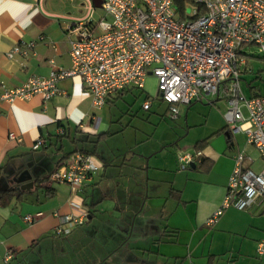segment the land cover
<instances>
[{"label":"crops","instance_id":"obj_1","mask_svg":"<svg viewBox=\"0 0 264 264\" xmlns=\"http://www.w3.org/2000/svg\"><path fill=\"white\" fill-rule=\"evenodd\" d=\"M65 1L0 0V92L33 76L47 77L54 66L71 68L68 28L86 17L90 4L98 7L92 0H70L84 5L82 13L80 6L70 8ZM29 42H35L33 49H27ZM16 46L27 54L8 57ZM59 87L63 94L49 100L35 95L0 102V261L14 250L16 257L9 264H264V255L257 253L264 241V201L246 210L231 206L215 224H208L226 197L235 156L242 152L251 158L245 163L248 169L263 168L244 132L229 133L225 114L215 112L195 124L204 132L190 142L194 152L182 147L173 154L167 148L172 140L141 145L132 143L127 131L114 130L95 113L79 77L61 80ZM242 89L249 97L258 95ZM221 100L210 97L207 103L216 106ZM184 106H179L177 120ZM64 126L68 135L61 138ZM11 133L20 141L10 139ZM39 138L45 144L34 150ZM85 138L93 147L74 143ZM80 148L104 164L81 192L74 195L69 185L49 181L35 187L66 154ZM197 151L202 156L182 168L179 155ZM258 163L262 166L257 171ZM29 183L32 188H21ZM16 188L23 193H14L5 205L2 196ZM46 188L51 196L44 193ZM82 208L89 210L84 223L66 236H56L61 217L80 216ZM39 213L34 224L25 222L26 215Z\"/></svg>","mask_w":264,"mask_h":264},{"label":"built area","instance_id":"obj_2","mask_svg":"<svg viewBox=\"0 0 264 264\" xmlns=\"http://www.w3.org/2000/svg\"><path fill=\"white\" fill-rule=\"evenodd\" d=\"M190 1L194 7L190 14L186 7L183 18L174 0H102L104 16L98 21L92 17L95 8L90 4L86 17L68 28L71 68L54 66L47 77H30L19 87L0 92V102L14 103L35 95L49 100L63 94L61 80L79 77L93 107L102 109L110 97L129 87L144 89L150 76L156 80L155 98L169 105L171 120L179 118L180 105L210 97L225 100L229 133L244 132L263 168L255 172L245 165L251 158L242 152L235 156L226 197L208 220L213 225L231 206L246 210L264 201V96L249 97L241 85V74L251 70L245 48L257 47L264 60V0ZM26 46L33 49L35 42ZM17 54L27 51L16 46L8 57ZM152 101L144 102L145 111L150 110ZM9 137L20 141L14 133ZM44 144L45 139L39 138L33 149ZM200 156L201 151L179 155L181 167L188 168ZM103 166L98 156L77 152L60 163L48 181L67 184L76 195ZM82 209L80 216H62L54 234L66 236L84 223L89 210ZM39 216L26 215L24 220L31 225ZM257 253L264 255V241L258 243ZM15 257L14 250H8L0 264H9Z\"/></svg>","mask_w":264,"mask_h":264},{"label":"rangeland","instance_id":"obj_3","mask_svg":"<svg viewBox=\"0 0 264 264\" xmlns=\"http://www.w3.org/2000/svg\"><path fill=\"white\" fill-rule=\"evenodd\" d=\"M65 4L74 9L80 6L78 11L82 13L86 11L84 5H80L75 1L66 0ZM193 7L194 4L189 1L187 3L189 14ZM103 16L104 12L101 8L94 9L92 17L96 21ZM245 50L248 51L249 57L245 58L251 70L241 74V85L249 95L252 94L251 92H255V94L258 92V95L264 96V60L259 56L257 47L252 46L245 48ZM155 81H147L144 89L131 88L128 91L126 90L127 92L113 95V98H111L113 100L107 102L102 109H95V113L105 121L111 122L114 130L127 131L132 143L137 141L141 145L154 146L159 145L162 138H164L165 140H172L170 146L167 147L170 153L182 147H185L188 153L194 152L190 142H193L197 133L204 132V130H201L202 127L195 124L202 123L204 117L211 116L215 112L224 115L228 108L227 104L223 102L225 100L219 101L216 106L209 105L207 103L208 99L207 101L194 102L190 107L188 105L182 107L179 120H171L168 114L169 105L160 99L152 101L149 111L143 109L144 102L152 100L156 96L157 86ZM186 112H189L187 119L185 117ZM135 134L136 136H133ZM83 143L86 148L93 147L88 145L87 142H81V147ZM53 150H55L54 146ZM163 155H166L165 152ZM261 166L260 163L256 165L257 171L261 170Z\"/></svg>","mask_w":264,"mask_h":264},{"label":"trees","instance_id":"obj_4","mask_svg":"<svg viewBox=\"0 0 264 264\" xmlns=\"http://www.w3.org/2000/svg\"><path fill=\"white\" fill-rule=\"evenodd\" d=\"M189 1H190V0H174L175 8H176V10L179 12V15H180L181 17H183V18H185V17H184V10H185V8L187 7V3H188ZM122 92H124V91H122ZM254 96H258V95H254ZM59 125H60V126H63V125H61V124H59ZM63 130H64V131H63V134L59 136V137H61V138H62V137H65V136L68 135V128L64 126V129H63ZM74 141H75V140L73 139V142H74ZM79 142H89V140H88V138H86V140H83V141L79 140V141H75L74 143H75L76 145H78ZM201 149H202V146H201L200 144H198V145H197V150H201ZM77 152H82V153H92V152H89L88 150H85V149H83V148H80L79 150H76V151H74V152H72V153H68V154H66V155L62 158V161L67 160L72 154L77 153ZM48 179H49V176L44 177V178H42V179H38V180L35 182V187H36V188H39L40 184H42V183L48 181ZM14 193H19V194H21V193H23V191L20 190V189H17V188H16V189H11V190H9V191H6V192L4 193V195L2 196V200H3V203H4L5 205H7V204L10 203V201L13 199ZM44 193L46 194V196H49V195L51 196V195L53 194V193H51V189H49V188L44 189ZM15 197H17V196L15 195ZM5 198H6V199H5ZM17 199H19V197H18Z\"/></svg>","mask_w":264,"mask_h":264},{"label":"water","instance_id":"obj_5","mask_svg":"<svg viewBox=\"0 0 264 264\" xmlns=\"http://www.w3.org/2000/svg\"><path fill=\"white\" fill-rule=\"evenodd\" d=\"M93 4L95 5V7L100 8L101 4H102V0H92ZM33 187V183H29L27 185L22 186V189H29Z\"/></svg>","mask_w":264,"mask_h":264}]
</instances>
